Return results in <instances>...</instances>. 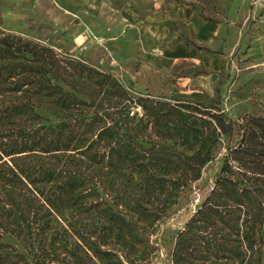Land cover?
Returning a JSON list of instances; mask_svg holds the SVG:
<instances>
[{
    "label": "trees",
    "instance_id": "obj_1",
    "mask_svg": "<svg viewBox=\"0 0 264 264\" xmlns=\"http://www.w3.org/2000/svg\"><path fill=\"white\" fill-rule=\"evenodd\" d=\"M217 161L170 264H264V117L139 94L0 35V264H143Z\"/></svg>",
    "mask_w": 264,
    "mask_h": 264
},
{
    "label": "rangeland",
    "instance_id": "obj_2",
    "mask_svg": "<svg viewBox=\"0 0 264 264\" xmlns=\"http://www.w3.org/2000/svg\"><path fill=\"white\" fill-rule=\"evenodd\" d=\"M179 4L193 6L190 21L172 10ZM125 8L146 19L151 3L0 0V35L20 37L50 47L61 56L85 61L112 73L139 94L213 106L235 120L264 117V0H166L160 20L153 25L163 27L162 20H169L165 27L175 34L174 43H187L194 49L191 56L176 50L173 57L191 60L178 61L170 71L161 64L167 61L164 54L157 59L150 58L151 50L143 54L138 30L130 26ZM205 26L217 28L210 47L195 41L198 29ZM151 47L164 53L160 44ZM219 165L220 161L210 165L191 193L179 199L158 223L150 239L156 251L143 264H170L175 235L213 187ZM8 242L16 245L13 240Z\"/></svg>",
    "mask_w": 264,
    "mask_h": 264
},
{
    "label": "crops",
    "instance_id": "obj_3",
    "mask_svg": "<svg viewBox=\"0 0 264 264\" xmlns=\"http://www.w3.org/2000/svg\"><path fill=\"white\" fill-rule=\"evenodd\" d=\"M149 1L151 3V12L150 15L145 16L146 19H142L136 12L132 10H127V8H125L123 13L128 17L130 26H133L138 30L137 33L140 41V48L143 54L144 51L151 50L150 58L152 59L161 58L164 55L167 56V61H164L161 64L162 66H165L167 70L170 71L178 61L187 60L191 58L173 57V55H177L176 50L186 51V56H188V54L189 56H191L194 53V49L190 47L187 43H174V39L176 38L175 34L170 32L169 28L165 27L167 25V22L169 23V20H162L163 27L153 25L154 23H156V21L160 20L162 14L161 11L163 9V6L165 5L166 0ZM172 10H175L176 15L180 13L181 18L185 19L187 22L194 17V8L190 4L175 5L172 7ZM198 30L199 31L195 35V41L199 45L205 44L206 46L210 47V45H212L213 36L215 35L217 28H206L205 26L204 28H199ZM156 44H160L162 46L164 53H160L161 49H158L156 47H153L152 49L151 46H155ZM152 59L150 60L153 61Z\"/></svg>",
    "mask_w": 264,
    "mask_h": 264
}]
</instances>
